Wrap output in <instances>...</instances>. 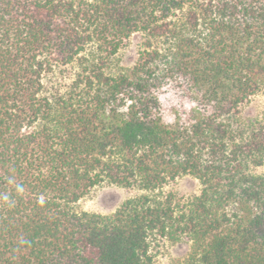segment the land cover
<instances>
[{
	"label": "trees",
	"instance_id": "trees-1",
	"mask_svg": "<svg viewBox=\"0 0 264 264\" xmlns=\"http://www.w3.org/2000/svg\"><path fill=\"white\" fill-rule=\"evenodd\" d=\"M261 92L264 0H0V264H264ZM103 183L154 194L74 208Z\"/></svg>",
	"mask_w": 264,
	"mask_h": 264
},
{
	"label": "rangeland",
	"instance_id": "rangeland-1",
	"mask_svg": "<svg viewBox=\"0 0 264 264\" xmlns=\"http://www.w3.org/2000/svg\"><path fill=\"white\" fill-rule=\"evenodd\" d=\"M145 43L144 34L141 32L133 34L126 40L119 52V64L121 66L133 65ZM65 78L61 77L62 86L71 82V72H67ZM264 111V93H258L252 96L241 108L240 116L249 119L262 114ZM173 113L168 115L172 120ZM260 169L258 171H262ZM202 184L199 179L184 175L170 184L166 185L160 191L163 194L172 193L178 201L185 202L190 198L198 196L201 193ZM141 194H154L135 187H122L114 184L103 183L89 191L74 208L80 212L99 213L109 215L114 213L127 199L136 197ZM190 249L188 241L173 243L164 239L155 241L152 245V255L155 264H173L176 260L183 257Z\"/></svg>",
	"mask_w": 264,
	"mask_h": 264
}]
</instances>
